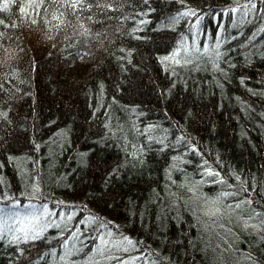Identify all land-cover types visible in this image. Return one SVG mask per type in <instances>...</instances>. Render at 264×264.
Listing matches in <instances>:
<instances>
[{
	"label": "trees",
	"instance_id": "1",
	"mask_svg": "<svg viewBox=\"0 0 264 264\" xmlns=\"http://www.w3.org/2000/svg\"><path fill=\"white\" fill-rule=\"evenodd\" d=\"M72 2L0 10V264H264V0Z\"/></svg>",
	"mask_w": 264,
	"mask_h": 264
},
{
	"label": "snow or ice",
	"instance_id": "2",
	"mask_svg": "<svg viewBox=\"0 0 264 264\" xmlns=\"http://www.w3.org/2000/svg\"><path fill=\"white\" fill-rule=\"evenodd\" d=\"M12 2H15V0H12ZM33 3H41L42 0H32ZM79 0H73L72 4L70 6L74 7L76 3H78ZM8 3H9V0H4V3L2 5H0V10H4V9H7L8 8ZM23 11V10H22ZM55 19H58V17H54ZM0 23H3L2 20H0ZM214 214V213H213ZM129 243H131L129 241Z\"/></svg>",
	"mask_w": 264,
	"mask_h": 264
},
{
	"label": "rangeland",
	"instance_id": "3",
	"mask_svg": "<svg viewBox=\"0 0 264 264\" xmlns=\"http://www.w3.org/2000/svg\"><path fill=\"white\" fill-rule=\"evenodd\" d=\"M30 211H32V210L30 209ZM30 211H28V212L26 211L27 212L26 215H25V212L17 213V216L15 218L19 219V220H21L23 222L29 223V221L31 219V217L29 216V212Z\"/></svg>",
	"mask_w": 264,
	"mask_h": 264
}]
</instances>
